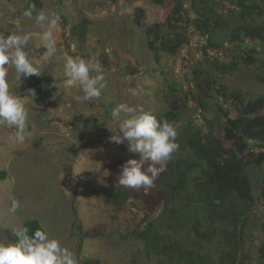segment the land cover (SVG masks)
Here are the masks:
<instances>
[{
  "label": "rangeland",
  "instance_id": "1",
  "mask_svg": "<svg viewBox=\"0 0 264 264\" xmlns=\"http://www.w3.org/2000/svg\"><path fill=\"white\" fill-rule=\"evenodd\" d=\"M29 1L0 0V35H29L24 51L41 75L52 74L55 82L51 97L38 104L30 91H34L36 75L18 81L14 69L8 68L10 91L21 99L28 118L22 143L15 140L14 129L0 125V170H7V177L0 179V241L15 243L8 239L5 229L13 232L35 217L50 238L59 239L75 252L79 264L86 259H99V264H159L129 233L159 214L163 207L160 196L155 193L143 201L135 198L116 203L108 199L113 189L122 187L118 184L121 165L129 158H138L127 152L126 144L110 142V129L116 131L118 124L107 114L109 104L140 106L157 117L168 109L173 87L180 99L188 100L187 114L205 126L190 94L196 92L193 67L198 64L208 68L223 81L228 93L240 90L251 97L264 94V60L251 70L230 73L221 63L238 59L235 45L226 43L205 50L207 38L189 24L178 28L186 32L189 42L177 54L161 52L157 56L149 48L146 28L165 23L166 29L173 31L168 21L177 17L178 3L184 15L192 19L190 4L185 0H41L45 14L59 16L53 29L57 52L47 57L46 49L36 48L44 29L22 15ZM221 1L225 6L220 5L219 13L227 19L232 5ZM137 7L145 10L141 25L135 20ZM81 22L87 25L83 41L72 32V27ZM65 55L99 59L106 83L99 99H76L83 93L79 86L66 83ZM219 104L231 108L223 100ZM219 104L210 102L211 115L223 123L224 111ZM218 135L227 146L232 145L223 130L219 129ZM250 172L255 201L245 224L239 227L244 232V248L238 264H264L258 255L263 239L264 166H251ZM129 189L136 193L142 190ZM13 200L19 202L14 212ZM184 244L192 246L194 242ZM200 247L209 254L212 264H220L218 256L224 246L214 243Z\"/></svg>",
  "mask_w": 264,
  "mask_h": 264
},
{
  "label": "trees",
  "instance_id": "2",
  "mask_svg": "<svg viewBox=\"0 0 264 264\" xmlns=\"http://www.w3.org/2000/svg\"><path fill=\"white\" fill-rule=\"evenodd\" d=\"M185 1L190 4L192 19L184 15L178 3L177 17L168 21L173 31H168L165 23L146 28L149 48L157 56L161 52L177 54L189 42L186 32L178 31V28L189 24L207 38L205 50H214L226 43L235 45L238 59L221 63L223 68H229L230 73L251 70L264 60L262 0H226L232 5L227 19L219 13L220 5L225 6L221 0ZM30 7H34L33 14H36L42 11V1L30 0L24 11ZM135 12V20L141 25L145 10L137 7ZM72 32L83 41L87 33L86 23L74 25ZM244 48L249 50L248 54ZM192 72L196 92L190 94L205 126L187 114L188 100L180 99L171 87L169 107L156 118L175 126L177 152L147 192L143 188L136 193L129 188L117 187L108 199L116 203L135 198L143 201L155 193L160 196L163 207L159 214L129 233L131 238L143 243L146 255L157 258L159 264H212L209 254L197 247L214 243L224 246L218 256L220 264H238L239 253L244 248V232L239 227L245 224L249 207L255 201L250 168L264 166V94L248 97L240 90L228 93L223 81L203 65H195ZM54 82L52 74L34 78L32 86L38 104L51 97ZM213 100L216 104L223 100L231 107L224 109L219 104L224 111L223 123L211 115L210 102ZM109 106L108 115L115 105ZM219 129L224 131L231 146L219 137ZM6 177L7 170H0V179ZM262 183L264 185V177ZM23 226L30 231L45 230L35 217L25 220ZM260 228L263 239L258 246V255L264 263V218ZM5 234L16 242L11 229L6 228ZM190 240L194 242L192 246L184 244ZM99 263V259L84 260V264Z\"/></svg>",
  "mask_w": 264,
  "mask_h": 264
},
{
  "label": "clouds",
  "instance_id": "3",
  "mask_svg": "<svg viewBox=\"0 0 264 264\" xmlns=\"http://www.w3.org/2000/svg\"><path fill=\"white\" fill-rule=\"evenodd\" d=\"M33 12L34 7H30L22 15L44 29L41 43L36 48L46 49L45 55L53 57L57 52L53 29L59 23V16L43 11L36 12L34 16ZM45 25L47 28H44ZM29 40L27 34L0 35V125L14 129L15 140L20 143L25 139L28 112L21 99L10 91L7 75L9 67L14 69L18 81L41 75L24 51ZM63 69L67 85L79 86L83 93L76 97L78 101L100 98L106 83L99 59L85 60L65 55ZM110 115L118 124L116 131L109 128L112 132L110 142L126 144L127 152L138 157L129 158L121 165L118 184L131 189L143 188L147 192L178 150L177 130L169 122L158 120L150 111L127 103L117 104ZM18 206L19 202L13 200L11 211L14 212ZM13 235L16 237L15 243L0 241V264H79L75 252L59 239L50 238L42 228L30 231L27 226H21L13 229Z\"/></svg>",
  "mask_w": 264,
  "mask_h": 264
}]
</instances>
